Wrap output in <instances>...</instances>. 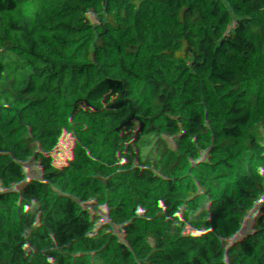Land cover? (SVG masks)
Instances as JSON below:
<instances>
[{
    "label": "trees",
    "instance_id": "obj_1",
    "mask_svg": "<svg viewBox=\"0 0 264 264\" xmlns=\"http://www.w3.org/2000/svg\"><path fill=\"white\" fill-rule=\"evenodd\" d=\"M0 264H264V0H0Z\"/></svg>",
    "mask_w": 264,
    "mask_h": 264
},
{
    "label": "rangeland",
    "instance_id": "obj_2",
    "mask_svg": "<svg viewBox=\"0 0 264 264\" xmlns=\"http://www.w3.org/2000/svg\"><path fill=\"white\" fill-rule=\"evenodd\" d=\"M95 6L98 9H102L103 4L99 2V3H96ZM37 54L39 53L37 52ZM43 148L46 152H48V148H46L44 145H43ZM30 250L31 252L35 254L34 256H36L38 259H44V258H49V257L56 258V259L61 258V244L32 247Z\"/></svg>",
    "mask_w": 264,
    "mask_h": 264
},
{
    "label": "built area",
    "instance_id": "obj_3",
    "mask_svg": "<svg viewBox=\"0 0 264 264\" xmlns=\"http://www.w3.org/2000/svg\"><path fill=\"white\" fill-rule=\"evenodd\" d=\"M40 51H41V50H40ZM40 51H39V50H35L36 54H37V52H38V53H41ZM27 58H28V56L25 57L24 64H25L26 66H29V61L27 60Z\"/></svg>",
    "mask_w": 264,
    "mask_h": 264
}]
</instances>
